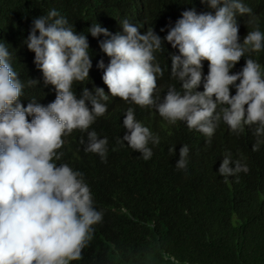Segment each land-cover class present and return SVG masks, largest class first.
<instances>
[{"label":"clouds","instance_id":"9594fccd","mask_svg":"<svg viewBox=\"0 0 264 264\" xmlns=\"http://www.w3.org/2000/svg\"><path fill=\"white\" fill-rule=\"evenodd\" d=\"M202 2L212 11L157 24L163 39L151 28L154 0L143 5V34L127 19L79 25L53 8L20 52L0 37V264H81L102 212L61 150L107 157L98 127L135 154L128 180L152 176L163 193L205 185L214 172L230 187L264 182V67L247 58L233 71L264 50V31L246 0ZM27 63L42 75L23 82Z\"/></svg>","mask_w":264,"mask_h":264},{"label":"trees","instance_id":"16d2710c","mask_svg":"<svg viewBox=\"0 0 264 264\" xmlns=\"http://www.w3.org/2000/svg\"><path fill=\"white\" fill-rule=\"evenodd\" d=\"M146 1L0 0V37H9L15 54L20 52L27 48L33 21L53 8L63 10L79 25L96 18L107 28L116 20L127 19L143 34ZM246 1L257 11L255 25L264 31V0ZM193 8L198 14L212 11L202 0H154L155 14L161 19L154 15L151 28L163 39L166 29L162 35L157 24L175 17L179 10ZM169 46L165 42L161 52ZM247 58L264 67L262 50L246 53L233 71L242 70ZM22 67L18 71L23 82L31 73L42 75L35 63ZM203 70L207 75L208 61L203 62ZM166 80H157L160 97ZM96 131L108 139L107 157L83 152L80 146L61 150L63 161L82 171L96 194L95 208L102 212L81 264H264V182L257 190L247 184L230 187L221 173L214 172L205 185L171 187L163 193L152 176L128 180L131 167L138 162L135 154L122 149L118 137L108 129L98 127ZM258 164H264V157ZM104 190L106 193L98 196Z\"/></svg>","mask_w":264,"mask_h":264},{"label":"bare ground","instance_id":"6f19581e","mask_svg":"<svg viewBox=\"0 0 264 264\" xmlns=\"http://www.w3.org/2000/svg\"><path fill=\"white\" fill-rule=\"evenodd\" d=\"M259 167H264V164H262L261 166H259Z\"/></svg>","mask_w":264,"mask_h":264}]
</instances>
